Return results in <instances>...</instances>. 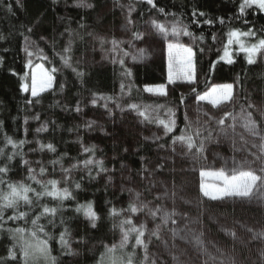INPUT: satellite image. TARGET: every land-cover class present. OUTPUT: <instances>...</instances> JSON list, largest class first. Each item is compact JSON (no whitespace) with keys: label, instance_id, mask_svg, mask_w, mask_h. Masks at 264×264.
Listing matches in <instances>:
<instances>
[{"label":"trees","instance_id":"trees-1","mask_svg":"<svg viewBox=\"0 0 264 264\" xmlns=\"http://www.w3.org/2000/svg\"><path fill=\"white\" fill-rule=\"evenodd\" d=\"M120 2L128 3L134 9L133 21L136 33L146 22L155 20L176 24L180 28L187 26V30L197 37L199 45L194 49L197 74L195 85L187 89L181 84L174 85L167 98L157 99L147 96L144 89L167 84L168 69L165 59L159 58L148 64L135 66L131 68L132 75L129 77L122 76V66L119 63L99 62L95 39L115 26L118 14L111 5ZM155 2L157 8H152L143 0H86V3L91 4L92 7H77L75 0H19V3L17 0H0V36L3 37L0 39V59H2L0 148L9 155L16 151L23 154L13 158L6 175L0 174L5 181L0 185V191L7 192L8 183L18 182L29 185L36 191H42L39 184L29 179V167L35 170L37 180L41 182L56 180L58 189L69 188L74 199L63 201L62 215L70 229L69 241L76 254H63L64 250L59 243L60 233L64 230V225L59 223L60 212L54 218L56 227L48 224V219L52 218L50 216H44L39 221L54 237L49 244L51 255L58 258V264H97L101 254L105 252L104 246L118 245L122 236L119 224L125 219L126 211L121 210L128 208L127 193L117 192L109 181L110 176L107 172L100 173L95 162L89 166L95 179L88 178L84 160L103 161L104 167L109 169L108 172L115 179L126 170L132 177L138 179L143 173L141 169L144 165L152 169L157 163L165 164L163 170H156L155 176L167 182L171 179L169 168L173 165L159 158L157 148L160 144H164L165 147L171 145L172 138L185 131L183 105L189 98L197 96V93L203 94L213 83H232L237 88L238 108L243 106L252 112L251 108H248V102L264 104V62L257 58L255 64L249 65L245 53L239 51L237 44L229 46L234 61L232 64L220 59L228 43V32L232 29L247 31L251 28L256 32L255 37H241L246 43H255L258 38H264V12L253 6L241 15L239 5L242 0H155ZM9 5L11 11L8 10ZM159 8H163L164 13H160ZM194 10L197 13L204 12L207 16L193 17ZM218 18H223L224 23L221 24ZM205 19H211L213 23H204ZM194 20L197 22L193 23ZM245 20L248 23H245ZM81 24L84 27H81ZM29 28L32 29L31 32L28 31ZM201 36L203 39H199ZM25 37H28V41ZM70 41V51L64 52ZM27 42L32 43L42 54L46 68L54 76L51 89L39 97H32L28 92L25 93L20 89V84L23 82L21 77L27 72L23 55L24 45ZM62 55L69 59L72 67L63 65ZM73 67L85 73L83 83L73 72ZM123 67H126L125 64ZM52 68L59 70L52 73ZM122 83L125 85L123 91ZM129 84L131 89L128 88ZM193 88L196 92H192ZM93 94L97 97L95 105L92 104ZM99 96L113 99H99ZM181 96L184 97L183 103ZM36 99H39L40 103H35ZM28 100H32L33 103H27ZM106 103L108 106L111 104L116 106L118 103L130 111L133 109L128 107L129 104L152 109L174 106L176 126L157 145L140 140L127 130L124 120L119 118L115 123L101 121L100 129L87 127L88 119H94L98 114L97 111L105 108ZM77 105L80 111H76ZM44 125H47L44 131H36ZM258 125H260L259 121ZM5 134L12 141L17 142L16 147L6 143ZM194 139L199 141L198 138ZM21 140L26 141L22 146L18 144ZM49 143L55 147V152L47 147L41 149V144ZM92 145L96 146L94 152L83 150L84 147ZM140 145L143 147H139ZM124 148H128L129 151L125 152ZM137 148H139L138 152ZM24 160L30 163L26 165L23 163ZM57 160L59 163H52ZM2 162L3 158H0V166ZM74 164L77 165L76 168H72ZM41 167L46 169L42 175ZM175 167L178 173L175 183L183 184V190L193 194L206 212L264 226V210L218 205L199 193L195 175L180 173V168L177 165ZM62 169H70V171L66 173ZM65 176L69 177L67 183L64 182ZM75 182L80 183L79 189L75 188ZM48 188L51 190L52 186L49 184ZM29 195L34 198V193ZM87 202H92L94 211L100 217L95 228L91 227L82 212L75 211L77 204ZM39 204H47L53 208L57 207L60 201L44 196ZM112 208H115L119 214L110 216ZM21 209L27 210V206L21 204ZM40 211L42 209L36 206L26 219L7 220V216L14 214L9 209L5 215L4 227L32 228L30 221ZM127 227L128 225H125V228ZM208 228L213 235H217L212 225L208 224ZM134 243L133 234L123 253H134L133 264H141L142 248H133ZM11 246L12 241L8 233L0 234V258H5L3 264H16V261L8 259ZM15 251L19 257V249L16 248ZM116 255H122L119 249ZM253 264L261 263L255 259Z\"/></svg>","mask_w":264,"mask_h":264},{"label":"snow or ice","instance_id":"snow-or-ice-1","mask_svg":"<svg viewBox=\"0 0 264 264\" xmlns=\"http://www.w3.org/2000/svg\"><path fill=\"white\" fill-rule=\"evenodd\" d=\"M143 2L150 5L152 8H157V4L155 0H143ZM19 3V0H17ZM77 7H92L91 4L86 3V0H75ZM255 6L261 12H264V0H242V3L239 5V12L241 15L245 13L246 9L252 8ZM11 11V6L9 5L8 8ZM158 11L160 13H164L163 8H159ZM193 17L199 16H207L204 12L197 13L196 10L192 13ZM221 24L224 23L223 18H218ZM197 21H193L196 23ZM248 23V21H244ZM39 21H37V24ZM132 21L129 19L127 24H131ZM204 23L211 24L213 21L211 19H205ZM151 24L155 27V29L167 36L168 28L157 21L152 20ZM81 27H84L81 24ZM125 30H127V25L125 26ZM29 32L32 31L31 28L28 29ZM171 32L173 35H179L181 32L184 35L193 37V40L197 39L194 37L191 32L187 30V26L183 28H178L176 24H173L171 27ZM89 35H92L89 33ZM136 37L140 36V33H135ZM256 32H254L251 28L247 31H241L239 29H232L228 32V43L224 48V54L220 57L221 60H226L228 64H232L234 61L232 56L229 52V46L232 44L239 45V51L245 53L247 63L249 65L255 64L257 62V57L260 56L264 58V38H258L257 42L255 43H246L241 37H255ZM43 38V37H41ZM0 39H3L0 36ZM199 39H203V37H199ZM25 40L28 41V37H25ZM103 38H100L101 46L103 47L104 43H106ZM113 45V51L116 50L119 43H123L122 41H117L113 39L111 41ZM129 43H131L129 41ZM168 84H175L178 80L186 81L189 84L195 83V63L194 57L195 53L193 52L192 47H186L180 43H169L168 44ZM71 48V41L69 45L64 49V52H69ZM203 51V49H201ZM26 54L31 57L33 55L32 52L28 51V48L25 47ZM144 50H141L143 53ZM125 55H127L125 53ZM46 59V57H45ZM135 59V57H134ZM63 65L65 67H72L69 59L66 56L62 55ZM119 63L122 66V76L129 77L132 75L131 69L123 67L124 66V59L121 58L117 61L113 58L112 63ZM0 63H2V59H0ZM78 65V62H77ZM27 68H32V61L31 59L28 60L26 64ZM59 69L52 68L51 72L55 73ZM73 72L76 76L81 80L83 83V77L85 73L80 72L77 70L76 67L72 68ZM15 75V73H13ZM22 83L20 84V89L27 93L30 91L32 97H39L40 94L48 89L51 88L54 80V76L50 74L42 64L36 65V70L32 71L30 75V84L28 83L29 80V73L25 72L23 77H21ZM233 84L227 83L222 85H215L211 87L210 90L204 92L203 94L197 93L196 99L197 101H207L209 104L212 105L213 108H221V106L231 103H236L233 95ZM125 85L121 84L122 91L124 90ZM128 88L131 89V84L128 85ZM61 89H63V85H61ZM144 91L149 93H155L160 96L167 95L166 85L159 84L154 88L146 87ZM192 92H196V89L193 88ZM92 104H96V94H93ZM99 99L104 100H111L112 97H104L99 96ZM250 99V98H249ZM184 97L181 96V103H183ZM35 103H40L39 99L34 101ZM27 103L32 104V100H28ZM106 108L108 107L107 103L104 105ZM121 109L124 110L123 106L117 103L116 105ZM128 107L137 111V114L140 117H144L146 120L148 117L146 116V110L141 111L140 105L137 104H129ZM162 107V106H160ZM257 107L260 111V116L264 117V104L257 105L255 102L248 103V108ZM76 111H80L79 105L76 107ZM200 110L197 109V112ZM169 119L167 121L157 118V122L163 125L165 135L171 133L175 126L176 122L174 119L175 112L173 109H168ZM204 116L207 118L206 120L202 121L201 123H210L211 118L208 117V113H204ZM38 118V117H37ZM231 119L233 121L232 124L225 126L226 119ZM185 120L189 121L186 125L185 131H183L179 136H175L172 138V144L176 145L177 143L181 146V153H176L175 148L173 147L172 151L176 155H187L191 154L192 158L198 159V154L204 151V143L205 140L212 139V131H217L218 135L222 136H229L231 129V134H235L236 125L240 123V126L252 137L258 138V143L255 141L252 143V147L257 148L258 152L255 154V159L249 160L246 156L242 157L240 161H236L233 159L232 164L230 166L227 165L225 167H221L217 170H204L201 169L199 172L200 181H199V193L203 195V197H207L209 200L212 201H222L226 198H233L240 200L241 202L244 201H251L254 198L264 201V128L258 127V120L253 119V113L248 111L243 106H241L240 113L237 115L235 112H229L224 110L223 117L216 119L215 123L221 126L218 130L213 129L212 131H208V135L200 139L199 141L195 140L193 137L192 132V122L190 117L187 113H185ZM264 123V122H262ZM95 124V121H88L86 126L91 127ZM0 127H2V121H0ZM47 125L42 126L41 128L36 129L37 132L44 131ZM205 131L207 129L205 128ZM27 130L25 129V133ZM202 135L200 128L195 129V136L200 137ZM4 139L6 143L12 144L13 147L17 146V142L12 141L10 137H7L5 134ZM145 141L149 140L150 138L145 136L143 137ZM152 139L154 141H158L161 139L159 136H153ZM241 140H244V137H240ZM26 141H19L18 144L22 146ZM248 141L245 140V144ZM164 144H160V148H164ZM41 149L47 147L52 152H55L56 149L52 144L47 145H40ZM95 145L91 147H84L85 152H94ZM139 147H143L140 145ZM186 149V151H184ZM125 152H128V148H124ZM139 151V148L136 149ZM17 155H23L21 152L16 151L12 154H7L4 149L0 148V158H3L2 166H0V174L6 175L7 172L10 170L9 164L13 160V158ZM142 161L144 158H141ZM95 162V164L99 168V172H108L109 169L105 168L103 165V161L93 159H86L83 161L84 168L87 170V177L90 179H95V176L92 175V169L89 167ZM24 164L28 165L30 162L27 160L23 161ZM53 164L59 163V161H52ZM256 164L257 167H253L252 165ZM77 165H72V168H76ZM123 167V165H122ZM165 168V164L157 163L155 164L152 169H149L147 165H144L141 169L146 175L154 176L157 169L163 170ZM64 172H69L70 169H62ZM46 169L44 167L40 168V174L42 175ZM35 170L29 167V179L35 181L37 184L41 186L42 191H36V189L31 188L29 185H26L22 182L18 183H8L7 184V192L0 191V234L4 232L8 233L9 239L12 241V246L9 249L8 259L16 261V264H58V258L51 255V247L49 241L54 239L46 230L45 225L39 223L40 219L44 216H50L52 218L48 219V224H51L53 227H56L55 217L58 212L61 213L59 223L60 225H64V230L60 233L59 236V243L61 245L62 250H64L63 254L66 255H75L73 249L71 248V244L69 241V237L71 235L70 229L66 225V221L62 215L63 209V201L66 199H74L72 192L69 190L68 187H64L62 189H58L56 187L58 181L51 180L47 182H41L40 180L36 179V175L34 174ZM169 172L171 174V179L165 182L168 186L164 190L163 195L172 199L173 202L177 199H183L182 191H183V184H176L175 179L177 173V169L175 165L169 168ZM179 172H183V167L179 169ZM99 174V173H97ZM207 178V180H206ZM69 177L65 176L64 182H68ZM109 181H111V177H109ZM5 181L2 177H0V185L4 184ZM155 181H149L151 187L147 190L151 192L152 187L156 186ZM51 185L52 188L49 190L48 185ZM81 187L79 182H75V188L79 189ZM122 191H128L130 193L133 192V189H122ZM29 193H34L33 196H30ZM49 196L58 201L57 207L50 208L47 204H39V201L44 197ZM156 199H161V197H156ZM35 201V202H34ZM21 204L27 206V210L21 209ZM151 202L145 201L141 199V193L135 192L134 199L130 202L128 209L121 210L127 211L129 213H137L138 211L147 210V214L150 215L153 219L156 218L157 213H160L161 223L156 225L155 229L148 230L149 236H155L158 240L162 239L161 232L162 228L167 225V222L172 218V216L176 215L174 212H168L163 208V206H156L155 210L150 207ZM39 206L42 211L39 212L33 219H31L32 228H24V227H16L15 229L12 228H5V215L9 209L13 211V215L7 216V220H21L26 219L29 215V212L34 211L35 207ZM75 211L77 213H83L84 217L90 222L92 228L97 226V221L100 219L97 212L93 209L92 202H87L86 204H77ZM110 216L118 215L119 213L115 208L110 209ZM199 221V217L197 218V222ZM172 223L175 224L176 221L172 220ZM125 225H128L125 228ZM117 225H114L116 227ZM119 227L121 229V240L119 244H113L111 246L105 245V252L101 254L100 259L97 261V264H133L134 253H123V249L128 245L130 237L134 234V245L133 248L142 247L144 250V259L141 261V264H156L155 260L149 261V254H148V243L151 242L149 239L147 242L144 239L146 224L143 222L136 226L133 224L130 218H125L120 221ZM171 238L173 240L179 238L182 241H187L189 244L193 243V238L195 241V245L197 249L203 251L209 259L215 260L216 257L213 256L208 249L204 245V233L200 232L199 234L192 233L191 229L185 226L184 229H170ZM251 231V229H248ZM234 239L236 238V233L230 232ZM258 236H264V232L261 233H254L253 239L257 238ZM83 240V237L81 238ZM167 243V240L164 241ZM215 248V245H213ZM19 249V257L15 249ZM120 250L122 255L117 256V250ZM217 255H224L220 251L219 248H216ZM187 252L181 253L180 255H186ZM264 256V253H262ZM5 258H0V264H3ZM173 260L177 262V264H186V262L181 261L179 255H174ZM199 260V256L197 255V261ZM197 261H193V264H197ZM207 264V261L205 262ZM223 264H237L234 257H225Z\"/></svg>","mask_w":264,"mask_h":264},{"label":"rangeland","instance_id":"rangeland-1","mask_svg":"<svg viewBox=\"0 0 264 264\" xmlns=\"http://www.w3.org/2000/svg\"><path fill=\"white\" fill-rule=\"evenodd\" d=\"M111 8L118 14L117 23L115 26L105 33L101 34L95 39L97 44L96 52L99 58V62L102 64H117L112 63L113 58L117 61L119 59H124V64L127 68L131 69L135 66L145 65L152 61H155L159 58L166 60L167 69H168V44L169 43H180L186 47H192L194 49L198 47L197 40H193V37L184 35L182 32L179 35H173L171 32L172 23L169 22H157L165 25L168 28V34L158 32L155 27L151 24L152 20H149L144 25H142L138 33L139 37L135 36V26L133 21L134 9L128 3H114L111 5ZM131 20V24H127L128 20ZM127 25V30L125 26ZM177 26V25H176ZM178 27V26H177ZM180 28V27H178ZM100 38H103L106 43L103 47L100 43ZM115 39L117 41H122L119 43L116 50L113 51V45L111 41ZM129 41L131 43H129ZM25 47L28 48V51L32 52L33 55L29 57L25 52ZM141 50H144L141 53ZM125 53L127 55H125ZM24 60L25 63H28V60L32 61V68H27L29 73L28 83L30 84V75L32 71L36 70V65L42 64L44 68L50 73L46 68L44 63V57L42 54L33 46L32 43L27 42L24 45ZM135 57V59H134ZM259 60L264 62V58L260 56L257 57ZM227 62L226 60H223ZM51 74V73H50ZM197 82V74L195 70V83L189 84L186 81L178 80L175 84H167L166 91L167 95L160 96L155 93L145 92L149 97L157 99L167 98L172 91V87L177 84H181L185 89L195 85ZM215 85H222L218 83H213L210 85L206 91L210 90L211 87ZM233 95L236 103L229 102L226 105L221 106V108H213L211 104L207 101H197L196 96L189 98L183 105V116L185 120V113L188 114L192 122V132L193 137L198 138L199 140L208 135V131L213 129H219L221 126L215 123L216 119L223 117L224 110L229 112H235L237 115L240 113L238 108V94L236 85L233 84ZM52 87V86H51ZM155 87V86H154ZM151 87V88H154ZM51 89V88H50ZM50 89L42 92L44 94ZM205 91V92H206ZM30 95V91L28 92ZM40 94V95H41ZM248 103H252L251 101ZM257 105H261L256 103ZM105 107V106H104ZM175 109L174 106L166 107L165 109H152L150 107H141V111L146 110V120L144 117H140L135 110H126L121 109L115 105H109L107 108H103L98 112L94 119H88V121H95L90 128L100 129L101 121H108L115 123L117 119L124 120V125L127 127V130L134 133L140 140L145 143L157 145L161 140H163L167 135L164 133L163 125L157 122V118L167 121L170 117L168 114V109ZM197 109L200 111L197 112ZM253 113V119L259 118L258 127L264 128V117L260 116V111L257 107L251 108ZM204 113H208V117L211 118L210 123H201L207 118L204 116ZM186 125L189 121L185 120ZM233 121L229 118L225 121V126L232 124ZM200 128L202 135L200 137L195 136V129ZM205 128L207 131H205ZM229 136L218 135L217 131H212V139L205 140L204 151L198 154V159H193L192 155L189 153L187 155H176L173 153V147L176 150V153H181L182 149L179 143L176 145L164 146L160 148L158 145L157 153L160 156L159 158L167 160L169 164L177 165L179 168L183 167V173H190L196 176L199 190V181L200 176L199 172L201 169L204 170H217L221 167L232 164L233 159L240 161L242 157H247L249 160L255 159V154L258 152L257 148L252 147V143L255 141L258 143L257 137L250 136L241 126L240 123H237L235 134H231V129H229ZM161 137L160 140L154 141L153 136ZM149 137L150 139L145 141L143 137ZM243 136L244 140H241L240 137ZM245 140L248 141L245 144ZM186 151V149L184 150ZM254 168L257 167L256 164L252 165ZM150 169V166H148ZM107 175L111 177V184L114 186L117 192L127 193V204L129 207L130 202L134 199V193H141V199L145 201H150V207L155 210L156 206H163L168 212H174L176 215L167 222V225L162 228L161 236L162 239L158 240L155 236H149V231L155 229L157 224L161 223L160 213H157L155 219L147 214V210L138 211L137 213L125 212V218H130L136 226H139L142 222L146 224V231L144 239L146 242L150 239L151 242L148 243V254L149 261L155 260L156 264H177L173 260L174 255H179L180 260L186 262V264H193V261H197V255L199 260L197 264H223L225 257H234L237 264H253L254 260L257 259L261 264H264V236H258L253 239L254 233L264 232V226L253 224L244 221H237L228 219L225 217L212 215L206 212L200 201H198L195 196L191 193H188L186 190L182 191L183 199H177L173 202L172 199L165 197L163 195L164 190L167 188L165 181L157 179L156 176H150L142 173L138 179L132 177L128 170L124 171L123 174L117 179L112 177L110 172H107ZM46 180V179H44ZM207 180V178H206ZM43 181V180H42ZM149 181H155V187H152L151 192L147 189L151 187ZM122 189H133V192L122 191ZM201 194V193H200ZM202 195V194H201ZM203 196V195H202ZM156 197H161V199H156ZM208 199L207 197H205ZM209 200V199H208ZM212 201V200H210ZM218 205H229L232 207H253L257 209L264 210V201L253 199L251 201L241 202L240 200L233 198H226L222 201H212ZM128 209V208H127ZM199 221L197 222V218ZM172 220H175L176 223L173 224ZM208 224L212 225L217 235H213L209 228ZM187 226L191 229L192 233L199 234L200 232L204 233V245L213 256L216 257L215 260L209 259V257L203 252L197 249L195 241L193 238V243L189 244L187 241H182L179 238L173 240L171 238L170 229L178 228L184 229ZM251 229V231H248ZM236 233V238L234 239L230 232ZM167 240V243L164 241ZM215 245V248L213 247ZM142 248V247H141ZM216 248H219L224 255L220 256L216 254ZM141 258L144 259V250L142 248ZM187 252L186 255H180L181 253Z\"/></svg>","mask_w":264,"mask_h":264}]
</instances>
